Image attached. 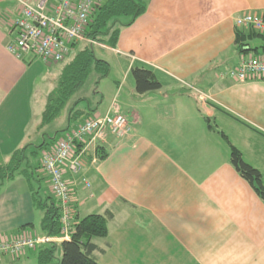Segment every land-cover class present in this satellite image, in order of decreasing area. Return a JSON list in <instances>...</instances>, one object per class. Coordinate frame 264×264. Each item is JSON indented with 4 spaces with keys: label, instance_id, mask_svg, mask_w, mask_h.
I'll return each mask as SVG.
<instances>
[{
    "label": "crops",
    "instance_id": "1",
    "mask_svg": "<svg viewBox=\"0 0 264 264\" xmlns=\"http://www.w3.org/2000/svg\"><path fill=\"white\" fill-rule=\"evenodd\" d=\"M21 1L0 0V168L14 151L35 156L46 145L39 124L54 86L41 76L61 71L6 50ZM244 13L264 14V0H146L113 48L98 44L122 79L101 92L105 110L82 112L121 114L131 131L106 138L105 158L93 164L87 153L78 174H63L77 219L109 215L107 235L92 240L99 264H264V199L230 164L221 136L264 186V77H229L242 59H264V39L236 48L234 17ZM133 67L151 71L160 89L138 94ZM40 159L0 188V241L45 235L33 193L43 203L53 196ZM32 251L0 264H39Z\"/></svg>",
    "mask_w": 264,
    "mask_h": 264
},
{
    "label": "built area",
    "instance_id": "2",
    "mask_svg": "<svg viewBox=\"0 0 264 264\" xmlns=\"http://www.w3.org/2000/svg\"><path fill=\"white\" fill-rule=\"evenodd\" d=\"M106 0H22L18 17L10 30L6 50L16 57L31 54L43 63H60L73 55L79 44H95L86 36L95 12ZM235 29H251L264 36V14L244 13L234 17ZM73 53V54H72ZM264 77V59L250 57L229 71V77L245 81L248 77ZM127 119L118 113L95 114L72 127L42 154L40 167L46 174L50 191L59 206V234L55 236H23L0 241V258L16 257L27 250L67 241L75 217L71 206V189L64 170L76 175L87 153L91 163L98 158L96 147L109 135L123 137L130 133ZM84 181V180H83Z\"/></svg>",
    "mask_w": 264,
    "mask_h": 264
},
{
    "label": "trees",
    "instance_id": "3",
    "mask_svg": "<svg viewBox=\"0 0 264 264\" xmlns=\"http://www.w3.org/2000/svg\"><path fill=\"white\" fill-rule=\"evenodd\" d=\"M146 10V0H106L93 15L85 36L95 44L113 48L122 28L130 26ZM235 44L239 51H243L245 41L253 38L264 39V36L249 29L247 33L235 31ZM247 46V45H246ZM109 65L106 61L97 59L92 46L82 45L71 58L63 65L56 80V85L48 93L41 113L39 128L54 121L65 108L69 99L86 82L88 77L95 73L100 77L107 75ZM134 81L135 91L138 94L159 90L161 85L151 71L142 67H133L130 70ZM79 99L78 101H81ZM78 101L70 108L68 122L76 118L82 111L75 110ZM222 138L229 146V162L250 184L261 199H264V186L260 173L247 164L239 150L233 147L225 137ZM40 148L42 147L39 146ZM27 146L13 152L8 164L0 168V188L4 181L11 179L26 163ZM95 155L98 160L105 158L106 153L96 147ZM34 202L45 210L41 220V230L48 236L59 234V206L54 197L47 198L45 203L40 201L38 193H33ZM109 215L91 214L81 219L74 217L70 228V238L67 241L43 245L38 247L37 260L39 264H99L92 252L95 245L92 240L107 235V220ZM60 250V257L56 259V251Z\"/></svg>",
    "mask_w": 264,
    "mask_h": 264
},
{
    "label": "rangeland",
    "instance_id": "4",
    "mask_svg": "<svg viewBox=\"0 0 264 264\" xmlns=\"http://www.w3.org/2000/svg\"><path fill=\"white\" fill-rule=\"evenodd\" d=\"M253 40L261 42L260 38H255ZM82 45H84V44H79L76 47V51L79 48H81ZM85 45H89V44H85ZM91 46H92V50H93L95 57L97 59L104 60L109 64V71H108L107 75L104 77H100L99 75H97L95 73L91 74L88 77V79L86 80L85 84L79 90H77L74 93V95L69 99L65 108L61 111V113L58 115V117L54 121L43 126V132L46 135H50V137L45 136L47 138V140H46L47 143H46V145H44L42 150H39L37 152V154L35 156H31L30 153L27 155V159H26L27 162L24 164L25 166H27V164L30 166H36L38 160L41 158V155L43 153L50 151L54 147L56 142L59 141L64 136V134L66 132H68L72 127L79 124L78 122L81 123L85 120L87 114L80 113L76 116V118H74L73 120L70 121V125L67 122V113L69 111V108H71L78 101V99L82 98L83 100L78 101V103L76 104L75 110L89 112L90 110L94 109L95 107L99 108V110H101L102 108H103V110H105L107 103H105V101H103V96H102L101 92L103 90L111 92L114 89H117V87H116L117 83L121 82L122 75L119 73V70L115 68L114 58L112 57V55L108 51L101 49L98 44H93ZM71 56H69L65 61L58 63V65L53 67V68L57 69L58 71L61 70V68L63 67V64L65 62H67ZM38 63L42 65V67H41L42 70H47L46 69L47 66H45L41 61H39ZM52 75L45 72L41 76V77H43L42 80L44 81L45 86H49V87L51 86V88H52L53 86L56 85V78L52 77ZM115 81H117V83ZM37 94L42 95V92H37ZM35 116H37L36 111H35ZM37 118L39 119V116ZM75 123H77V124H75ZM48 138H50V140ZM34 188L37 191V187L34 186ZM36 250H37V248L34 249L32 252H35ZM55 256H56V259H58L60 257V251L59 250L56 251ZM17 257L18 256L11 257L10 259L16 260Z\"/></svg>",
    "mask_w": 264,
    "mask_h": 264
}]
</instances>
